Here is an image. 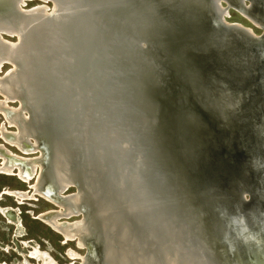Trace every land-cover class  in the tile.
<instances>
[{
    "label": "water",
    "instance_id": "water-1",
    "mask_svg": "<svg viewBox=\"0 0 264 264\" xmlns=\"http://www.w3.org/2000/svg\"><path fill=\"white\" fill-rule=\"evenodd\" d=\"M27 1L0 0V36L26 44L12 57L24 84L9 101L29 119L24 146L38 152L39 187L83 196L68 215L88 225L74 237L88 263L105 264L124 223L145 253L154 234L198 264L264 258V140L245 120L259 127L264 117V68L254 73L264 0H37L55 11L36 13L23 11ZM232 5L261 33L228 22ZM129 200L145 209L130 211Z\"/></svg>",
    "mask_w": 264,
    "mask_h": 264
},
{
    "label": "rangeland",
    "instance_id": "rangeland-1",
    "mask_svg": "<svg viewBox=\"0 0 264 264\" xmlns=\"http://www.w3.org/2000/svg\"><path fill=\"white\" fill-rule=\"evenodd\" d=\"M245 2L247 3V1ZM40 5L52 9L49 1L42 4V2L37 0L27 1L23 9H34ZM262 7L264 10V1ZM226 20L251 28L256 35L262 31V27L256 25L246 12L236 7L228 8ZM2 38L12 43L16 42L13 36L2 35ZM258 63L259 65L255 67L254 73L264 68V59ZM11 68L10 64H3L0 68V78ZM4 97L0 94V101L5 102V108L7 105L9 108H18L16 101L6 102L7 99ZM7 117L5 111H0V147H3L4 150L6 149L9 155L16 159L13 161L15 164L13 167L15 168L11 167L13 170L11 174L0 173V264H46L47 262L52 264H89L86 258L87 245L79 246L78 240L73 238L66 239L46 220L40 217L42 214L52 211L60 212L63 209L53 202L54 199L51 196L46 198L34 190L41 168L38 159H36L38 152L36 150L22 151L12 139H10L12 142H7V137L6 140L3 138L2 134L15 133L16 135V132H18L17 125H10ZM261 118L262 125L259 127H257L256 118H253V116L245 120L250 124L252 123L249 127L248 135L258 132V138L264 140V117ZM250 136H252V140L247 146V152L254 153V143L257 142V138L254 140L253 135ZM245 138L248 140L244 141V143L249 141V136ZM26 150H29V148ZM0 157L1 165L4 158L2 155ZM25 166L28 169H32V176L28 180H20L21 178L17 175L18 167L23 169ZM260 169L256 168L254 170L259 171ZM3 192H25L27 195L22 200L23 197L18 199L13 196L2 195ZM71 194H75L74 187H69L62 195ZM17 201L20 203H17ZM57 220L59 223L77 222L80 220V214H73L67 216V218L60 217ZM259 231L261 230L259 229ZM262 257L263 254L255 253L253 256L248 257V263L264 264V258Z\"/></svg>",
    "mask_w": 264,
    "mask_h": 264
},
{
    "label": "bare ground",
    "instance_id": "bare-ground-1",
    "mask_svg": "<svg viewBox=\"0 0 264 264\" xmlns=\"http://www.w3.org/2000/svg\"><path fill=\"white\" fill-rule=\"evenodd\" d=\"M246 4V3H245ZM233 7L239 8L240 10L241 7L237 6V5H232ZM21 8H23V6L20 5ZM20 8V9H21ZM47 7L44 5H40L35 7L34 9H23V11H29L30 13H36L37 11H42V12H49V11H55V6H52V9H46ZM243 12H246L244 10H242ZM247 13V12H246ZM2 22V21H1ZM1 24V23H0ZM0 29H2L4 27V25H0ZM25 41H23L22 39L20 40L18 38V40H16V42L12 43L9 42L7 40H4L2 38V36H0V68L2 67L3 64H10L12 66V68L10 70H8L4 75L0 78V94H2L3 96H5L4 98L7 99L6 102L9 101L10 97L14 96L13 93L16 90H21V85L24 84L22 82H20L17 78L16 75V69L15 66L13 65V58L17 57V58H21L24 57L25 52ZM13 57V58H12ZM20 88V89H19ZM4 101V100H3ZM11 102V101H9ZM31 100L27 103L29 105H32L35 109V111L37 110V104L36 103H32L30 104ZM32 108V107H31ZM0 111H5V113L7 114V119L11 124H15L17 125L18 128V132H16L14 134H7V139L10 141V139L13 140V142L15 143V145L19 146V148H21L22 151H26L27 148H25L24 144L25 142L30 138L29 136H31V130L30 126L27 124L29 119L28 117L23 114L24 116H22L21 113V106L19 105L18 108H9L8 105L5 108V102H1L0 101ZM34 111V113L36 114V112ZM33 112V111H32ZM3 130V129H2ZM1 130V131H2ZM3 138L6 140V134H2ZM12 142V141H10ZM13 143V144H14ZM35 145V143H34ZM3 148V147H2ZM6 155H9L6 153ZM11 158L12 155H9ZM4 159H3V163L0 166V173H5V174H11L12 173V168L11 166L9 167L7 165V160H6V156L4 155ZM15 165V164H13ZM19 171H18V176L21 179H25L28 180L30 179V177L32 176V169L30 168L29 170V174L25 176V174H23V171L21 167H18ZM52 168L54 169V172L56 174V183L57 185H67V183L69 182V179L67 178L66 174L63 173L62 171H60L59 169V165L57 164L56 161H52ZM40 176V174H39ZM39 176L37 177V183L34 185V190L36 192H38L39 194L45 196L46 198H49L51 196V198H53V202L56 203L58 206H60L63 210L60 212H50L46 215H43L41 218L46 220L54 229H56L58 232H60L66 239H71L76 236H84L86 234L89 233V229H88V225L85 224L84 220L80 219L77 222H71V223H59L57 219H59L61 215H68L70 214L75 207H77V205H79L80 202H82L83 200V196L82 194L79 192H75V194H71V195H65L63 196V198L61 200H59L56 196L55 191L52 190L51 188V184H46L43 187H39L38 185V179ZM86 188H88V186H86ZM94 188V187H93ZM92 188V189H93ZM90 194L92 193V195L97 197V193L98 191L94 190H90L88 191ZM64 192H61L60 194L62 195ZM15 195V197H17L18 199L21 197L25 198L26 194L24 195H19L18 193L13 194ZM133 200H129L130 203H126V208H128L130 211H133L134 213H139V209H145L143 208V205L140 202V207L138 209L137 205L132 204ZM104 209L99 210V213L101 215V219L103 220V223H108V227H107V232H114L111 231L112 229H116L118 228V224L115 222V219H113V215L109 214V212L111 210H109V207L103 206ZM109 210V211H108ZM69 216V215H68ZM67 218V217H66ZM153 220V218H152ZM158 224H160L161 226L163 225L164 227L166 226L165 223L161 224V221H157ZM162 226V229H163ZM116 237L118 238L117 241V249L113 246H109V249H107V251L105 252L104 255V262L105 264H198L195 261H193L192 259H188L187 257H189V254L186 253L185 257L180 254V252L178 250H176L175 246H169L168 244L170 242H166V241H162V240H158V238L162 239L161 235H158L157 237H155V235L153 234L152 236V242H158V246L155 247V245L153 244V251H151L150 253H145L142 250H140V248H136L134 245L132 246V240H133V236L131 235V233H129L128 228L126 227L125 223L122 225H119L118 231L115 234ZM107 240V238H105ZM108 241V240H107ZM78 245L79 246H83V243L78 239ZM111 248V249H110ZM155 251H157L159 253V261L158 259H156L155 257L158 255L155 254ZM43 258V257H42ZM46 264H52V263H46Z\"/></svg>",
    "mask_w": 264,
    "mask_h": 264
},
{
    "label": "flooded vegetation",
    "instance_id": "flooded-vegetation-1",
    "mask_svg": "<svg viewBox=\"0 0 264 264\" xmlns=\"http://www.w3.org/2000/svg\"><path fill=\"white\" fill-rule=\"evenodd\" d=\"M6 137H7V135H6ZM8 140V139H7ZM7 142H10L9 140L7 141ZM6 153L7 154H9L8 152H7V150L5 149L4 150V148H2V147H0V155H2L3 156V158H5L4 157V155L6 156V160H7V165L10 167H13L14 165V163H13V161H14V159H16V158H14L13 156V158H11L9 155H6ZM1 158V157H0ZM1 165H2V163H1ZM0 165V166H1ZM15 167H13V169H14ZM22 170H24L23 171V174H25V176L26 175H28L29 174V169L25 166ZM1 174H5V173H1ZM6 175H8V174H6ZM16 176V175H15ZM20 179V178H19ZM20 180H22V179H20ZM15 193H18L19 195H24V194H26L25 192H9V193H7V192H3L2 193V195L3 194H5V195H8V196H13V197H15V195H13V194H15ZM38 193V192H37ZM27 195V194H26ZM16 198V197H15ZM19 199H21V198H19ZM23 199H25V198H22V200ZM17 203H20V202H18L17 201ZM52 212H56V211H52ZM48 213H50V212H48ZM48 213H45V214H42V215H40V217H42L43 215H46V214H48ZM49 219V218H48ZM48 219H46V220H48ZM16 225H17V223H16ZM17 229H18V226H17Z\"/></svg>",
    "mask_w": 264,
    "mask_h": 264
}]
</instances>
